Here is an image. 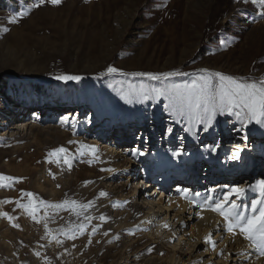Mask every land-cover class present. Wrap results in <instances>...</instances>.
I'll return each mask as SVG.
<instances>
[{"label": "rangeland", "instance_id": "1", "mask_svg": "<svg viewBox=\"0 0 264 264\" xmlns=\"http://www.w3.org/2000/svg\"><path fill=\"white\" fill-rule=\"evenodd\" d=\"M262 12L251 0H0V176L12 178L0 182V264H166L180 237L166 245L161 227L142 222L132 206L138 183L158 198L184 181L207 195L233 183L248 214L264 180V124L217 110L205 131L202 110L181 93L202 69L264 78ZM169 72L182 74L147 76ZM62 75L82 79H54ZM32 118V128L8 134ZM120 148L129 149L123 158ZM142 165L158 178L143 181L139 168L128 180ZM16 201L34 204L36 219ZM72 201L91 206L73 210Z\"/></svg>", "mask_w": 264, "mask_h": 264}, {"label": "bare ground", "instance_id": "2", "mask_svg": "<svg viewBox=\"0 0 264 264\" xmlns=\"http://www.w3.org/2000/svg\"><path fill=\"white\" fill-rule=\"evenodd\" d=\"M33 117H36L35 113L33 114ZM29 121L30 122H26L27 124L21 126L17 125L10 127L8 134H10V136L13 135L14 137L15 131L22 126H24V128L28 127V129L32 128L34 119L32 118V120ZM125 136L133 137L131 134H126ZM236 146V143L232 146L234 149L232 150V154L237 150ZM252 146H257V144H252ZM128 150L129 149L124 148L114 150V156L123 158V152L127 153ZM139 168L142 169L143 181L150 180L151 177L158 178L159 170H157V168L153 167L152 171L148 172L142 165L135 168L134 173H130L128 180L131 177L132 179H137V177H139ZM171 177H173L171 174H167L163 178L168 183L173 180ZM164 179L162 181H164ZM142 184L144 185L145 183L142 182L141 185ZM145 185V190H143L139 183L135 185L134 194L132 195L133 209L136 211H143L144 215L142 217V222L149 224V227L154 228L155 225H157L158 228L161 227L160 231L157 232V235L160 239L166 242V245H171L175 237H180L177 244H172L173 246H170V251H168L169 253L165 258L166 264H183V257L190 261L196 259L197 263L194 262L195 264H211V260L215 261L212 264H231V262H234L235 264H264V256H261L249 241L245 240L243 236L238 233L234 236L227 231V224L223 217L210 210H201V205L206 202L215 203L223 196V194L227 193L230 188H242L243 186L233 183L223 186H212L207 195L204 190L201 192H193L192 187L187 186L184 181L172 189H175V192L173 191L174 193L171 195L166 197L160 196L158 198V192L154 194L144 192L149 187L152 188L154 185ZM184 189L188 190L189 199L193 201L192 203H188V201L182 196L181 190ZM197 193H199V195H196ZM242 198L243 196L237 198L235 194H233L229 199V203L235 202L239 205ZM138 203H141V209L137 207ZM241 212H244L245 215H251V209L248 214L245 212V209ZM168 220H172V222L169 223ZM165 225H167V227H165ZM208 236H211L212 240L216 242L217 246L215 251L210 244L205 243V238ZM203 247L206 248V251L204 250L205 252H200ZM207 252L212 256L210 260L206 259ZM136 262V258L135 260L132 259V261H127L126 259L124 264H137Z\"/></svg>", "mask_w": 264, "mask_h": 264}, {"label": "snow or ice", "instance_id": "3", "mask_svg": "<svg viewBox=\"0 0 264 264\" xmlns=\"http://www.w3.org/2000/svg\"><path fill=\"white\" fill-rule=\"evenodd\" d=\"M52 5L58 6L61 0H48ZM236 3H240V0H235ZM245 3L248 0H244ZM252 4L259 3L261 7H264V0H251ZM36 7H40L37 3ZM26 15V13L21 14ZM264 17V12L260 13ZM12 23L16 22L13 18ZM8 29H5L7 31ZM126 75V73L121 72L115 67H109L107 69V74H117ZM201 75H198L192 82L191 85L184 86L183 93L181 95L186 99L189 107H194L198 112L202 110L204 115H198V122H205V131L208 130L212 125V120L216 115V111L219 110L221 113L227 112L229 115L233 113L237 118L242 119V123L247 124V122L255 121L258 124H264V78L258 80L240 79L237 80L233 76L225 75L220 72H210L207 69L201 70ZM179 72H169L163 75H153L147 74L150 80H161L167 79L171 76L181 75ZM134 75L143 76L144 73H135ZM54 79L67 81L79 82L82 78L80 76H69L62 75L56 76ZM67 119V118H65ZM246 139V137H245ZM218 148L219 145L217 144ZM237 150L233 153V159L240 158L241 148L236 146ZM65 149L61 148L58 152L63 153ZM94 151V150H93ZM135 154V151L133 152ZM141 155L143 153H140ZM57 155V152L50 153V156ZM180 155V153H176ZM65 163H68L65 160ZM70 166V165H69ZM11 181V177L0 176V182ZM6 186V185H5ZM259 191V199H253L251 202V215H245L244 212L239 210L240 206L235 202L229 203L230 197L235 194L237 198L245 195V189L239 187H232L229 191L217 200L215 203L206 202L201 205V210H210L216 212L219 216L223 217L224 221L227 222V231L232 233L234 236L238 233L243 236V238L250 242L252 246L264 256V180H261L259 184L253 189V191ZM215 191V190H213ZM182 196L192 203L193 201L189 199V193L187 189L181 190ZM24 196L29 198L33 197L32 193H23ZM101 195H106L101 193ZM196 195H199L197 193ZM10 202V201H6ZM19 207L25 209L30 216L35 220L36 216L34 213L37 211L34 204H21L16 201ZM69 202L65 201L62 205H53L55 208H63L68 206ZM73 210L76 208H88L91 205H77L75 201L71 202ZM247 209H245V212ZM10 222L13 217L8 216L7 213H2ZM79 215V213H77ZM91 219V217H86ZM202 218V217H201ZM101 220L104 217L100 218ZM39 222V221H37ZM13 227H19V225L13 224ZM167 227V225H165ZM83 231V226H81ZM95 231V230H93ZM50 234V233H49ZM55 239V237H53ZM60 243V241H57ZM205 243L210 244L212 249L215 251L216 242L212 240L211 236L205 238ZM222 255V253H221Z\"/></svg>", "mask_w": 264, "mask_h": 264}]
</instances>
